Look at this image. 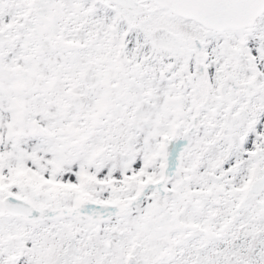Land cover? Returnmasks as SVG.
I'll return each mask as SVG.
<instances>
[{"label":"snow or ice","instance_id":"6c2138e0","mask_svg":"<svg viewBox=\"0 0 264 264\" xmlns=\"http://www.w3.org/2000/svg\"><path fill=\"white\" fill-rule=\"evenodd\" d=\"M0 264H264V0H0Z\"/></svg>","mask_w":264,"mask_h":264}]
</instances>
